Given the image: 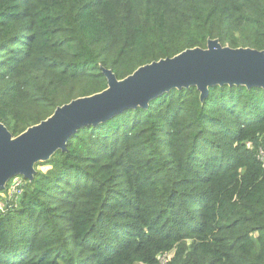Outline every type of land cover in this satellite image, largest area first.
I'll return each instance as SVG.
<instances>
[{
  "label": "trees",
  "instance_id": "16d2710c",
  "mask_svg": "<svg viewBox=\"0 0 264 264\" xmlns=\"http://www.w3.org/2000/svg\"><path fill=\"white\" fill-rule=\"evenodd\" d=\"M208 40L263 50L264 0H0V123ZM34 170L0 190V264H264L262 88L172 89Z\"/></svg>",
  "mask_w": 264,
  "mask_h": 264
},
{
  "label": "water",
  "instance_id": "95a60500",
  "mask_svg": "<svg viewBox=\"0 0 264 264\" xmlns=\"http://www.w3.org/2000/svg\"><path fill=\"white\" fill-rule=\"evenodd\" d=\"M102 73L106 89L57 107L16 137L0 123V190L17 176L32 180L35 165L63 152L80 128L104 123L128 109H146L150 100L172 89L194 87L200 100L216 86L264 89V49L230 48L208 40L204 49H186L151 62L121 80L110 70Z\"/></svg>",
  "mask_w": 264,
  "mask_h": 264
},
{
  "label": "rangeland",
  "instance_id": "374dc122",
  "mask_svg": "<svg viewBox=\"0 0 264 264\" xmlns=\"http://www.w3.org/2000/svg\"><path fill=\"white\" fill-rule=\"evenodd\" d=\"M14 187H15V186H14ZM14 187H13V189H12V190L15 192V189H14Z\"/></svg>",
  "mask_w": 264,
  "mask_h": 264
}]
</instances>
